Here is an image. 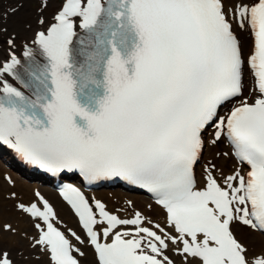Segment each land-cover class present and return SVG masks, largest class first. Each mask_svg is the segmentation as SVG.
Listing matches in <instances>:
<instances>
[{
  "label": "snow or ice",
  "instance_id": "1",
  "mask_svg": "<svg viewBox=\"0 0 264 264\" xmlns=\"http://www.w3.org/2000/svg\"><path fill=\"white\" fill-rule=\"evenodd\" d=\"M38 23L23 59L5 40L0 149L64 181L59 196L84 236L39 191L11 192L34 232L0 222V264H17L5 234L44 264H82V245L93 264H264V247L235 231L264 235V0H60ZM222 142L229 151L204 160ZM102 181L152 203L109 209L83 190ZM153 203L163 223L148 215Z\"/></svg>",
  "mask_w": 264,
  "mask_h": 264
},
{
  "label": "bare ground",
  "instance_id": "2",
  "mask_svg": "<svg viewBox=\"0 0 264 264\" xmlns=\"http://www.w3.org/2000/svg\"><path fill=\"white\" fill-rule=\"evenodd\" d=\"M38 4L39 0H0V28L7 30L0 35V60H3L7 55L8 46L5 44V40L10 34L15 38L16 54L18 57L23 58V46L26 43L30 45L33 33L45 27V25L38 23V19L43 17L47 21H51L55 11L59 7L60 0H49L46 9L39 8ZM237 32L245 50L249 43L248 35L245 32H241L239 29H237ZM17 86L19 87V85ZM217 151H229L228 145L223 142L217 146L206 145L204 160L213 158ZM7 158L5 152L0 150V222H12L21 230L30 233L34 232L28 218L21 215L15 209L14 205L16 200L8 198V196L9 193L16 192L17 198L29 201L34 198L33 193L39 191L40 193H44L54 203L60 219L66 226L73 224L74 219L72 215L63 203L58 200L54 189L48 185V182L46 180H40L41 182L39 183L35 181L34 177L24 175L17 166L10 164ZM203 162L202 160L201 163ZM216 163L227 172L234 167L235 161L232 159L219 158L216 160ZM199 171L200 165H197L198 174ZM5 176L11 177L14 184H8L4 179ZM86 194L89 197L100 199L106 203L109 209L126 207L125 202L128 200L133 201L135 207L140 210H146V206L152 203L150 199L142 193L126 190L122 191L118 187L113 186L90 189ZM127 214L128 213H124V215ZM148 215L154 220L161 223L164 222L163 211L154 203ZM235 231L238 238L250 248L259 250L264 247V235H261L259 232L240 225L235 226ZM5 245L12 247L13 254L17 258V264H44L43 260L37 261L35 259L37 253L28 249L26 242L20 241L18 238L8 237V235L5 234ZM81 248L86 253V256L82 259V264H93L90 248L86 245H82ZM16 249L23 250V257L16 255Z\"/></svg>",
  "mask_w": 264,
  "mask_h": 264
},
{
  "label": "rangeland",
  "instance_id": "3",
  "mask_svg": "<svg viewBox=\"0 0 264 264\" xmlns=\"http://www.w3.org/2000/svg\"><path fill=\"white\" fill-rule=\"evenodd\" d=\"M264 245V244H263ZM262 247V246H261Z\"/></svg>",
  "mask_w": 264,
  "mask_h": 264
}]
</instances>
